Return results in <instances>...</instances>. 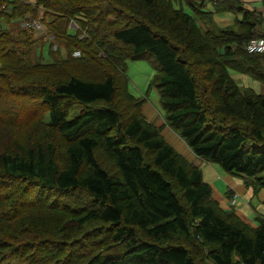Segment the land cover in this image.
<instances>
[{"label":"trees","instance_id":"1","mask_svg":"<svg viewBox=\"0 0 264 264\" xmlns=\"http://www.w3.org/2000/svg\"><path fill=\"white\" fill-rule=\"evenodd\" d=\"M204 1L0 0V126L30 132L0 144V264H264V214L223 208L188 157L264 189V93L229 73L264 83L244 48L264 17L225 0L241 18L219 27ZM29 19L45 35L10 26ZM129 59L152 63L162 126L126 90Z\"/></svg>","mask_w":264,"mask_h":264},{"label":"rangeland","instance_id":"2","mask_svg":"<svg viewBox=\"0 0 264 264\" xmlns=\"http://www.w3.org/2000/svg\"><path fill=\"white\" fill-rule=\"evenodd\" d=\"M182 7L185 12L191 13V10L188 8V6L185 3H182ZM10 26L11 27H16V26L21 27L22 24H19L16 21H14ZM70 26L72 27V29L77 27V25L74 23L70 24ZM40 34L45 35V30L40 33H35L34 36L38 37ZM44 40H50V37L47 36L46 39ZM74 53H77V54L75 55ZM73 54L74 56H78L79 52L74 51ZM44 59H46V53H44ZM100 68L103 69V67L101 66ZM154 73L155 72H154L152 63L147 59L126 60L125 66L123 68V75L126 80V90L128 94L132 96L133 100H136V99L143 100V103L140 105V113L144 115L145 117L147 116V119L153 122L156 126H162L163 120L161 117L164 116L165 110L163 109L162 104H161V97L158 91V87H156L155 83H153V80H152ZM229 73L231 77L235 80L236 84L238 85L240 89L249 88L253 90L255 93H264V83L255 81L235 71H230ZM116 85L120 87L122 85L121 80L116 81ZM102 105L103 103L99 102L95 104L94 106L99 107ZM111 106L114 107L116 111H118L121 114L122 120H124L127 116L133 113V110L130 107L129 103L123 97H121V94L113 98V100L111 101ZM147 107H150V108L153 107L155 109V111L159 115L158 120L157 118H154L152 116V113H149L147 111ZM80 109H81L80 105L78 104L74 105V107L69 112L68 118L72 117ZM9 127L2 128L0 126V144L7 143L10 139H13V138H17L20 140H26L30 136V132L29 131L26 132L27 130L24 128H15L14 126L10 128ZM161 133L164 139L169 144L174 146V148H176V150L179 153L186 152L183 148H181L182 141L177 137V135L172 130L164 126L162 128ZM188 157L192 158L193 163L199 166V169L202 173L203 180L206 183L212 184L215 190H218L220 192L224 191L226 189L225 183H233V184L235 183L239 186H243V182L240 177L223 171V169L218 164L204 162L200 160L199 158L193 159L192 155H188ZM100 158L102 157H99V159ZM60 161L62 162L63 159L61 158ZM104 164L107 167L110 166L108 162H104ZM246 191L247 192L242 194L241 197L238 199L236 203V207L233 210L244 211L246 213V217L249 220L254 221V215H253L252 209H250V207L248 206V202L250 201L252 207L257 209V211L260 213L264 214V208L262 209L261 208L262 206L257 204L256 198L253 196V193L250 188H246ZM259 208L262 210L259 211ZM10 225L11 223L8 222L7 226L9 227L6 226L7 230L11 228ZM84 247L86 246H83V248Z\"/></svg>","mask_w":264,"mask_h":264},{"label":"crops","instance_id":"3","mask_svg":"<svg viewBox=\"0 0 264 264\" xmlns=\"http://www.w3.org/2000/svg\"><path fill=\"white\" fill-rule=\"evenodd\" d=\"M240 2L244 5H242L243 7H246L248 9H254L258 12H260L263 17H264V0H240ZM205 4V10L210 11L212 14V19L214 21V23L219 26V27H226V26H230L233 25L236 19H240L241 18V14L240 13H236L233 11L228 10V4H226L225 0H216V1H212V0H205L204 1ZM226 6V7H225ZM147 111L149 113H152V116L154 118H157V120L159 119V115L157 114V112L155 111V109L153 107H147ZM162 118V117H161ZM164 130V129H163ZM171 134V133H170ZM185 151V147L184 144H182V147ZM176 149V148H175ZM209 184V183H208ZM211 189H212V197L219 203L221 204V206L225 209H227L225 207V202L227 200V198L224 196L225 192L227 190V187L229 186L232 190L237 191L241 197L242 194L246 193V187L243 184V186H239L237 184H233V183H225L226 185V189L222 192L215 190L213 188L212 184H209ZM256 198L257 204L261 205L262 209L264 208V189L260 190L256 195H253ZM252 196V197H253ZM248 206L250 207V209H252L253 215H254V221L249 220L246 217V213L244 211H240V210H234V213L244 222L248 223L249 225L252 226H256V220H255V216L257 214H263L257 211V209L253 208L250 201L248 202ZM236 207V205L233 207V209ZM259 208V211L262 210ZM255 222V223H254Z\"/></svg>","mask_w":264,"mask_h":264},{"label":"built area","instance_id":"4","mask_svg":"<svg viewBox=\"0 0 264 264\" xmlns=\"http://www.w3.org/2000/svg\"><path fill=\"white\" fill-rule=\"evenodd\" d=\"M215 1V0H212ZM2 9H6V6L3 4L1 6ZM22 26L31 30L33 33H40L44 31V26L40 22V19H29L21 22ZM245 50L248 53H262L264 52V36L263 37H256L250 39L246 44H245ZM75 55L77 53H74ZM73 54V55H74ZM240 195L237 191H234L233 195L231 198L227 199L225 202V207L227 209H230L235 206L237 200L239 199Z\"/></svg>","mask_w":264,"mask_h":264}]
</instances>
